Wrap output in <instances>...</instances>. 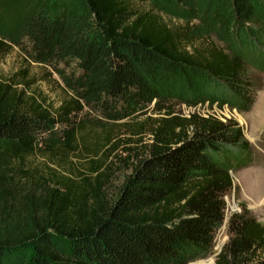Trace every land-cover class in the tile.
<instances>
[{"label":"trees","instance_id":"1","mask_svg":"<svg viewBox=\"0 0 264 264\" xmlns=\"http://www.w3.org/2000/svg\"><path fill=\"white\" fill-rule=\"evenodd\" d=\"M71 1L29 5L19 21L37 58L75 63L81 92L52 110L0 80V264H188L213 254L222 226L215 264H264V225L245 206L224 223L232 173L250 164L251 145L235 119L195 109H251L264 7L230 49L133 0H81L91 18L71 21ZM238 5L235 16L253 17ZM7 48L0 39V57ZM84 107L114 123L87 125ZM123 132L140 147L121 158ZM113 156L132 164L115 200Z\"/></svg>","mask_w":264,"mask_h":264},{"label":"rangeland","instance_id":"2","mask_svg":"<svg viewBox=\"0 0 264 264\" xmlns=\"http://www.w3.org/2000/svg\"><path fill=\"white\" fill-rule=\"evenodd\" d=\"M134 6L140 10L152 9L162 15L169 25H183L190 23L195 26V33H201L210 37L223 47H232L236 44L233 40L235 35H241L243 26L249 25L259 27L260 15L263 10L264 0H133ZM55 0H0V39L7 45V50L0 57V80L13 79L18 89L25 92L26 97L37 98L45 107L56 109L62 100L69 96H75L81 92L80 84H76L79 70L74 62H62L57 60H41L34 54L30 43L22 32L20 24V12L32 4L54 5ZM244 4L251 8L253 17L243 20V15L235 16L234 8ZM69 20L90 19L87 11L83 9L81 0H73L68 9ZM237 17V18H235ZM240 24L242 27H240ZM242 40V38H240ZM249 75L257 85L259 91L254 104L247 112L238 113L223 106L216 105L209 110L208 102L198 104L202 114L214 113L218 118H233L243 128L245 139L251 145L250 164L232 173L235 190L226 198V219L234 213L240 212L245 206L250 214L264 225V71L249 68ZM27 83V85H25ZM75 84L79 87L75 88ZM259 85V86H258ZM184 115H188L193 109L184 104L175 107ZM136 115V114H135ZM146 116L155 115L148 112ZM142 116L139 120H143ZM81 120L95 126L111 125L114 121L104 120L92 108L84 107ZM131 121V117L115 121L123 123ZM97 124V125H96ZM96 132L100 131L98 128ZM120 148L115 153L121 158L127 156L124 152L126 147H140L137 143L126 142L130 135L125 132ZM142 157L143 149L136 151ZM72 159H75L72 157ZM114 161V172L111 177V185L107 189L109 198L115 200L119 190L132 172V164L119 162L116 156ZM41 163L40 159L36 160ZM74 169L84 170L85 163L74 160ZM135 163V162H134ZM225 226L216 233L213 254L205 259L196 260L188 264H215V257L227 242Z\"/></svg>","mask_w":264,"mask_h":264}]
</instances>
